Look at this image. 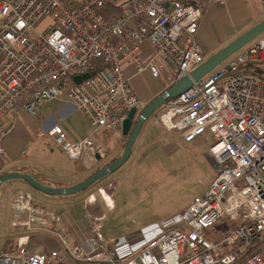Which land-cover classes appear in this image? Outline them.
I'll return each instance as SVG.
<instances>
[{"label": "built area", "instance_id": "2783aa9c", "mask_svg": "<svg viewBox=\"0 0 264 264\" xmlns=\"http://www.w3.org/2000/svg\"><path fill=\"white\" fill-rule=\"evenodd\" d=\"M226 1L0 0V167L8 156L2 139L14 128L5 119L20 103L34 115L47 100L69 98L95 130L122 129L129 111L148 103L124 64L170 87L205 60L200 21L211 3ZM263 61L261 37L155 112L157 124L187 142L210 131L217 167L206 193L165 220L159 235L110 246L101 220L73 246L62 236L61 248L42 253L20 245L1 251L0 264H264V78L252 71ZM48 134L73 159L104 152L93 134L72 141L59 124ZM12 207L33 219L47 214L27 193Z\"/></svg>", "mask_w": 264, "mask_h": 264}, {"label": "crops", "instance_id": "0c3cea01", "mask_svg": "<svg viewBox=\"0 0 264 264\" xmlns=\"http://www.w3.org/2000/svg\"><path fill=\"white\" fill-rule=\"evenodd\" d=\"M251 1L253 0H227L225 3L210 4L197 32V40L206 58L264 19V16L255 18L256 15H253L249 4ZM124 69L142 99L152 100L164 87L158 80L160 88L144 90L141 82L144 76L151 77V75L148 72L137 74L132 62H127ZM5 122H14V128L2 139L8 156L0 167V176L10 172L27 173L42 183L57 188L69 187L91 176L97 169L119 157L128 140V135L123 134L122 129L116 128H113L112 136L107 135L111 131L103 130L104 136L107 137L105 142L101 137H95L98 131L108 129V126L95 130L90 118L80 113L69 98L47 100L34 115L28 113L20 103L13 113L6 117ZM56 124L64 128L72 141H79L93 134L97 144L103 148L104 144L109 147V154L106 155L104 149L103 154L100 155L89 151L79 159L69 157L48 134L49 129ZM142 130L143 127L136 142ZM13 180L15 179L6 181L0 188V252L6 250L11 254L16 253L20 245H25L29 251L36 253L61 248V236L70 246L83 241L90 234L92 224L103 219L107 203L109 198H112L116 185V180L110 173L98 181L97 189L93 187L97 184L95 183L78 193L51 195L39 190L38 193L37 189L28 182L20 181L22 188L14 196L18 193H27L32 198V203L41 206L47 213L43 217L38 215L33 219L30 212L19 213L13 209L14 196L11 197L9 204H6L4 194L9 189L18 187ZM36 199L42 204L34 203ZM80 205L84 208L83 212L71 209ZM51 216H56L59 220L53 219L51 225L43 222V219ZM93 217L98 219H92ZM89 218L92 221H89ZM87 225H91L90 228Z\"/></svg>", "mask_w": 264, "mask_h": 264}, {"label": "rangeland", "instance_id": "374dc122", "mask_svg": "<svg viewBox=\"0 0 264 264\" xmlns=\"http://www.w3.org/2000/svg\"><path fill=\"white\" fill-rule=\"evenodd\" d=\"M249 4L255 18L264 16L261 0H253ZM261 37H264V32L245 47ZM147 44L144 43L142 48H146L148 55H151L152 48ZM258 66L264 69V61ZM141 86L149 91L160 88L159 81L152 76H144ZM155 112L145 122L129 158L111 173L116 180L115 191L112 198H109L102 219V233L110 246L126 240L141 243L159 235L163 230L162 223L184 212L196 196L204 195L217 175L216 164L208 155L209 148L214 143L213 134L207 131L194 141L187 142L181 132L167 131L157 124L154 120ZM103 130L111 131L107 135L112 136L113 128L108 126V129L104 128L96 133L95 137H101L105 142L107 137ZM104 149L108 155L109 147L104 144ZM13 181L18 187H13L4 194L7 205L11 197L22 188V179ZM96 183L93 186L95 189L99 184L98 181ZM99 202L102 205L101 199ZM34 203L42 204L39 199L34 200ZM71 209L83 212L84 208L80 205ZM90 226L87 225L89 228Z\"/></svg>", "mask_w": 264, "mask_h": 264}, {"label": "water", "instance_id": "95a60500", "mask_svg": "<svg viewBox=\"0 0 264 264\" xmlns=\"http://www.w3.org/2000/svg\"><path fill=\"white\" fill-rule=\"evenodd\" d=\"M264 32V19L255 24L253 27L242 33L236 39L224 46L222 49L206 58L200 65L193 69L189 74L184 75L177 81H175L170 87L161 91L147 105L139 112L137 107H133L127 118L122 124L123 134L128 135V140L125 145L123 153L114 161L97 169L91 176L85 180L71 185L69 187L57 188L50 185H46L27 173L10 172L0 176V188L6 181L12 179H22L28 182L37 190L51 195H69L78 193L87 189L92 184L96 183L103 177L109 175L116 169H118L129 158L132 153L133 146L136 139L147 121V119L162 105L166 104L169 99L175 98L181 95L184 91L189 89L195 82L201 80L207 74L216 69L221 63H223L231 55L239 51L249 42L254 40L258 35ZM90 75L85 74L83 78H88ZM81 76H76L75 81L80 82ZM99 158V157H98Z\"/></svg>", "mask_w": 264, "mask_h": 264}, {"label": "trees", "instance_id": "16d2710c", "mask_svg": "<svg viewBox=\"0 0 264 264\" xmlns=\"http://www.w3.org/2000/svg\"><path fill=\"white\" fill-rule=\"evenodd\" d=\"M252 71L255 73V74H257V75H259V76H261L262 78H264V69L261 67V66H253L252 67ZM118 158V157H117ZM117 158H115V159H113L112 161H114V160H116ZM111 161V162H112ZM4 175V174H3ZM2 176V175H1Z\"/></svg>", "mask_w": 264, "mask_h": 264}]
</instances>
